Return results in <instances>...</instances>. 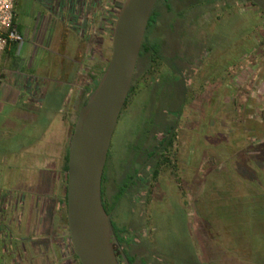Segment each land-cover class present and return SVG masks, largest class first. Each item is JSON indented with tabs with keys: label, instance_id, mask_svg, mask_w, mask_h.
<instances>
[{
	"label": "rangeland",
	"instance_id": "rangeland-1",
	"mask_svg": "<svg viewBox=\"0 0 264 264\" xmlns=\"http://www.w3.org/2000/svg\"><path fill=\"white\" fill-rule=\"evenodd\" d=\"M124 1L14 0L24 40L0 53V78H48L53 89L55 75L74 72L62 105L57 92L35 98L32 113L60 106L50 130L47 113L0 128V264H73L64 157ZM154 9L145 34L162 57L138 58L108 150L109 204L176 119L174 140L168 162L149 158L111 217L126 228L134 264H264V13L248 0H159ZM53 26L67 38L61 52L45 45ZM13 111L4 104L0 122Z\"/></svg>",
	"mask_w": 264,
	"mask_h": 264
},
{
	"label": "water",
	"instance_id": "water-1",
	"mask_svg": "<svg viewBox=\"0 0 264 264\" xmlns=\"http://www.w3.org/2000/svg\"><path fill=\"white\" fill-rule=\"evenodd\" d=\"M158 0H125L116 17L111 55L80 107L68 146L66 220L81 264H120L111 212L101 196L103 168L128 96L146 26ZM264 12V0H248ZM125 264H130L121 251Z\"/></svg>",
	"mask_w": 264,
	"mask_h": 264
},
{
	"label": "crops",
	"instance_id": "crops-1",
	"mask_svg": "<svg viewBox=\"0 0 264 264\" xmlns=\"http://www.w3.org/2000/svg\"><path fill=\"white\" fill-rule=\"evenodd\" d=\"M19 1V0H18ZM18 2L16 3L17 6ZM15 11V10H14ZM17 12H14V23L16 24L17 28ZM60 26H57L55 28L54 26L51 28V30L48 33V36L46 37L45 45L46 47H52L56 49V51L61 52L62 49H64V41L67 40V38H64L63 40V34L64 29ZM58 29V31H57ZM19 31V29H18ZM60 32L61 35L58 36V33ZM21 35V33L19 31ZM24 37V35H23ZM16 44L11 45L6 49V53L8 54L12 48ZM64 66V65H61ZM65 67V66H64ZM64 67H61L63 69ZM72 68H65L62 70L63 76L60 75V73L54 77V81L62 79V81L57 83V87H53V89H50V87L47 86L46 82H48V78L37 77L32 76L28 74H22L17 73L12 76L10 79H6L4 76L3 78H0V112L1 107L4 104H11L14 107L13 113L3 117L2 122H0L1 127L0 128H16V124L20 121L23 123V120H27V115H33L35 114V119L31 121V123H36L40 118L39 114L41 113H47L46 116L43 119L44 130H50L53 126L54 118L56 113L60 110V106L57 108L53 105H50L49 103L46 104L44 107V102L42 104V107H39L41 110H37L34 113H32L31 108L32 106L35 107V98L37 97V94H43L45 95L48 92H57L58 93V99L61 100L59 105H62V102L64 99L69 95L67 92H65V87L68 86L70 76L74 72V69ZM9 80V81H7ZM4 83V84H3ZM62 87L64 90H62ZM49 88V89H48ZM59 90V91H58ZM67 91V90H66ZM67 95V96H66ZM17 116H21L23 119H18ZM24 116V117H23Z\"/></svg>",
	"mask_w": 264,
	"mask_h": 264
},
{
	"label": "trees",
	"instance_id": "trees-1",
	"mask_svg": "<svg viewBox=\"0 0 264 264\" xmlns=\"http://www.w3.org/2000/svg\"><path fill=\"white\" fill-rule=\"evenodd\" d=\"M251 4H253V3H251ZM158 15H159V13L154 9L153 12H152V14H151V16H150V18H149V21L147 23L146 29L148 27H150V26H153L156 23L157 18H158ZM145 54H148L152 58H161L162 57L161 56V53H160V41H157V40L156 41H151V40H149L148 39V34H145L144 35V39H143V43L141 45L139 57L141 58ZM136 74L137 73H135V77H134L135 79H136ZM134 78H133V80H134ZM96 84H97V82H96ZM95 85L91 88L90 91L93 90V88L95 87ZM132 92H134V85L132 86V84H131V87H130V90H129V93H128V96L126 98V101H125L124 106L126 105L127 100L130 97V95L132 94ZM86 99L83 102V104L86 102ZM254 127H255V123H253V124L250 125V128H254ZM165 131H166V134L163 135L161 137V139L158 141L159 147L161 146V149L158 152V154L160 155L161 159L158 160V162H159L158 164H163V163L168 162V159H167L166 155H164V151H166V149L168 148V146H170L172 144L173 140H174L173 125L172 124L171 125H167ZM157 148H158V146H156L153 150L148 151L147 152V157L154 156V153L157 150ZM67 160H68V152H66L65 157H64L63 170L65 172H67ZM135 173H136V170L134 169L133 172L129 175L128 180L123 184V186H121V188L119 189V191L116 193V199H115V201L113 203L109 204L108 206L105 205V204H103L106 212L109 213L110 211H112L115 208L114 206L116 204V201H117L118 197L122 193H124L125 191L127 192L128 189H130L131 187L137 185V182H138L139 178L138 177H137V179H134L133 178V175ZM157 174H158V168H155L153 170V177H156ZM101 188H102V191H103V182L101 184ZM65 202H66V194H65ZM111 219H112V217H111ZM112 225H113V229H114L115 236L117 238L118 243H120V244H123V243L124 244H127L129 242V239L124 234L126 232V228L124 226H119L113 219H112ZM124 253H125V255H126L129 263L130 264H134V262L136 260L135 259V255H130L127 252L126 249H124ZM121 259L123 260L122 257H121ZM79 264H81V263L79 262ZM141 264H145V261L142 260L141 261Z\"/></svg>",
	"mask_w": 264,
	"mask_h": 264
},
{
	"label": "built area",
	"instance_id": "built-area-1",
	"mask_svg": "<svg viewBox=\"0 0 264 264\" xmlns=\"http://www.w3.org/2000/svg\"><path fill=\"white\" fill-rule=\"evenodd\" d=\"M14 0H0V53L13 44H21L23 35L14 23Z\"/></svg>",
	"mask_w": 264,
	"mask_h": 264
},
{
	"label": "flooded vegetation",
	"instance_id": "flooded-vegetation-1",
	"mask_svg": "<svg viewBox=\"0 0 264 264\" xmlns=\"http://www.w3.org/2000/svg\"><path fill=\"white\" fill-rule=\"evenodd\" d=\"M159 1V0H158ZM157 1V2H158ZM167 7H170V5L169 4H167ZM176 63V62H175ZM171 65H173V68H172V70H173V75L174 76H176V77H178L179 79H181V77H180V73L182 72L180 69H178V65L177 64H170V66ZM182 80V79H181ZM181 82V81H180ZM174 88L175 87H172V89H173V91H174ZM172 90H171V92H173ZM175 123H176V119H175V121H174V123L172 124L173 125V128H174V125H175ZM168 125H171V123L170 124H168ZM166 127H167V125H165V129H166ZM161 139V138H160ZM165 144V143H164ZM158 148H157V150L155 151V153H154V156H156L157 154H158V152L160 151V149H161V146L159 147V143H158ZM152 156H149V157H147V159L139 166V167H137V168H135V170H136V173L133 175V178L134 179H137V177H138V175H139V173H140V171L142 170V168H143V166L145 165V163H146V161L149 159V158H151ZM107 159H108V154H107ZM107 159H106V161H107ZM106 163L107 162H105V165H104V168H103V174H102V181H103V178L104 177H107L108 176V172L105 174V176H104V172H106V169H107V166H106ZM126 192V191H125ZM124 192V193H125ZM124 195V194H123ZM101 196H102V203L103 204H105V205H109V203H110V201H109V198H107L106 196H105V192H103L102 191V188H101ZM113 211V210H112ZM112 211H110V212H112ZM124 249H126L127 250V252L130 254V255H133V254H131L130 252H129V250L127 249V247H125L124 246V243L123 244H120V243H118L117 245H115V254H116V256H117V259H118V261H119V263L120 264H125L124 263V260H122L121 259V257H122V255H121V251L123 250L124 251ZM71 258H72V262H73V264H79V260H78V258H76L77 256H75V253H74V251L72 250L71 251Z\"/></svg>",
	"mask_w": 264,
	"mask_h": 264
}]
</instances>
